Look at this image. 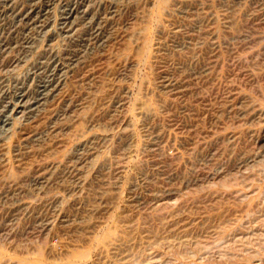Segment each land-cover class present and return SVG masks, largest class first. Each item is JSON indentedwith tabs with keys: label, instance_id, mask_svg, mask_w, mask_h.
I'll use <instances>...</instances> for the list:
<instances>
[{
	"label": "rangeland",
	"instance_id": "obj_1",
	"mask_svg": "<svg viewBox=\"0 0 264 264\" xmlns=\"http://www.w3.org/2000/svg\"><path fill=\"white\" fill-rule=\"evenodd\" d=\"M30 10L0 46V264H264V0H0L2 35Z\"/></svg>",
	"mask_w": 264,
	"mask_h": 264
},
{
	"label": "bare ground",
	"instance_id": "obj_2",
	"mask_svg": "<svg viewBox=\"0 0 264 264\" xmlns=\"http://www.w3.org/2000/svg\"><path fill=\"white\" fill-rule=\"evenodd\" d=\"M3 1V0H2ZM43 1V0H42ZM31 2V1H30ZM48 2V1H47ZM2 3V2H1ZM29 3V2H28ZM97 3V2H96ZM12 5V4H11ZM36 5V4H35ZM43 5V4H42ZM41 5V6H42ZM25 7V6H24ZM44 7V6H43ZM46 7H48V6H46ZM79 7V6H78ZM14 8V7H13ZM19 8V7H18ZM29 8V7H28ZM31 8V7H30ZM41 8V7H40ZM71 8V7H70ZM23 9V8H22ZM21 9V10H22ZM43 9V8H42ZM79 9V8H78ZM28 10V9H27ZM67 10V9H66ZM92 10V9H91ZM90 9H89V11H91ZM47 11V10H46ZM75 11V10H74ZM16 12V11H15ZM19 12V11H18ZM25 12H26V9H25ZM79 12V11H78ZM8 13V12H7ZM34 12H33V10H30L28 13H24V11H21L20 13H17V14H15V19H14V21L12 22V24L10 25V27L7 29V31H6V34L5 35H2V33H1V31H0V46H1V49L3 50V51H5L6 49H8L9 50V48H8V46L10 45H12L13 44V42H12V44H8L7 43V41H5L7 38H5L7 35H9V36H15L14 38L16 39V38H18L19 40H21V41H26V40H28L29 38H23V39H21V37H18L21 33H19V30L16 28V24L18 23V22H21L22 20H25V19H28V20H31V14H33ZM64 13V12H63ZM74 12L72 11V10H68L65 14V16L63 17V22H61V24H60V30H62V32H64V30L65 31H67V30H69V29H71L70 27L72 26V21H71V19L73 18V16H75L74 14H73ZM37 14V13H36ZM84 14V13H83ZM13 15V14H12ZM39 15V14H38ZM42 15V14H41ZM41 15H39V16H41ZM80 15V14H79ZM85 15V14H84ZM43 16H44V14H43ZM42 16V17H43ZM77 16H78V14H77ZM33 17V16H32ZM96 17V16H95ZM1 18V17H0ZM14 18V17H13ZM34 18H35V16H34ZM61 18V17H60ZM80 18V17H79ZM81 18H83V17H81ZM40 19V18H39ZM75 19V18H74ZM77 19H78V17H77ZM76 19V20H77ZM85 19H88V17L87 18H85ZM94 19H96V18H94ZM98 19V18H97ZM9 20V19H8ZM27 20V21H28ZM61 20V21H62ZM89 20H90V17H89ZM6 21V20H5ZM33 21V20H32ZM38 21V20H37ZM42 21V20H41ZM40 21V22H41ZM86 22H87V20H85ZM95 21V20H94ZM8 22H10V21H8ZM25 22H26V20H25ZM83 22V21H82ZM93 22V21H92ZM39 23V22H38ZM95 23V22H94ZM91 24H93V23H91ZM99 24V23H98ZM4 25V24H3ZM9 25V24H8ZM19 25V24H18ZM24 25H26V24H24ZM32 25H34V22H30V24H27V26H28V28L31 26L32 27ZM43 25V24H42ZM41 25V26H42ZM58 25V24H57ZM75 25V24H74ZM90 25V24H89ZM21 26V25H20ZM35 26V25H34ZM49 26V25H48ZM97 25H95V27H96ZM100 26V25H99ZM8 27V26H7ZM26 27V26H25ZM44 27V26H43ZM93 27V26H92ZM19 28V27H18ZM20 28H22V27H20ZM36 28V27H35ZM42 28V27H41ZM23 29V28H22ZM31 29V28H30ZM29 29V30H30ZM5 30V29H4ZM25 30H27V29H24V31ZM59 30V31H60ZM91 30H93V28L91 29ZM90 30V31H91ZM96 30V29H95ZM94 30V31H95ZM22 31V30H21ZM32 31V30H31ZM30 31V32H31ZM70 31H72V30H70ZM85 31H86V29H85ZM94 31H93V33H94ZM23 32V31H22ZM97 32V31H96ZM5 33V32H4ZM23 33H25V32H23ZM29 33V32H28ZM58 33V32H57ZM67 33V32H66ZM15 34H17V35H15ZM27 34V33H26ZM30 34V33H29ZM87 34V33H86ZM92 34V33H91ZM24 36H25V34H24ZM56 36V35H55ZM11 37V38H12ZM13 39V38H12ZM14 40V39H13ZM12 40V41H13ZM72 40V39H71ZM91 40V39H90ZM8 41H9V39H8ZM18 41V40H17ZM29 41V40H28ZM16 42V41H15ZM17 44V43H16ZM20 45H21V43H20ZM22 45H23V43H22ZM31 45V44H30ZM18 46V45H17ZM26 46V45H25ZM12 47V46H11ZM11 49V48H10ZM16 49V48H15ZM7 50V51H8ZM20 50V49H19ZM48 52V51H47ZM50 52V51H49ZM52 52V51H51ZM54 53V52H53ZM1 54V53H0ZM51 54V57H53L52 55V53H50ZM47 57V56H46ZM50 58V57H49ZM54 58H55V56H54ZM51 59V58H50ZM49 60V59H48ZM47 60V61H48ZM54 60L55 61H57L56 59H52L51 60V62H50V64H55L54 63ZM47 61H43L44 63L45 62H47ZM44 65V64H43ZM45 65H46V63H45ZM67 65V64H66ZM40 66V65H39ZM42 66V65H41ZM58 66V65H57ZM43 67V66H42ZM54 67V66H53ZM49 68V67H48ZM45 69V68H44ZM47 69V68H46ZM56 70V69H55ZM42 71V70H41ZM49 72H50V70H49ZM57 72V71H56ZM55 72V73H56ZM39 73V72H38ZM41 73H43V72H40V74L39 75H41ZM46 74V73H45ZM58 74V73H57ZM44 75V74H43ZM48 75H49V73H48ZM51 75V74H50ZM47 76V75H46ZM43 77H45V76H43ZM49 78V77H48ZM47 78V79H48ZM57 78V77H56ZM38 79V78H37ZM43 80V79H42ZM46 80V79H45ZM56 80V79H55ZM52 81H53V79H52ZM52 83V82H51ZM39 84V83H38ZM39 86V93H38V95L39 94H43V92H47L46 90H48V88H50V86H49V81L47 80V81H42V82H40V84L38 85ZM29 87V86H28ZM16 91V90H15ZM22 91V90H21ZM20 91V92H21ZM25 91V90H24ZM20 92H18V93H20ZM21 94H23V95H19V97L18 98H20V99H22L23 98V96H24V93H21ZM43 96V95H42ZM35 98V97H34ZM36 98H37V96H36ZM40 99V98H39ZM2 101V100H1ZM36 102H34V103H37V100H35ZM21 102H22V100H21ZM5 104V103H4ZM35 105V104H34ZM14 106V105H13ZM9 107V106H8ZM4 108V107H3ZM23 110H24V108H23ZM7 111V110H6ZM3 114H5L4 112H3ZM0 115H2V114H0ZM2 118V117H1ZM0 118V119H1ZM3 119V118H2ZM5 121V120H4ZM3 121V122H4Z\"/></svg>",
	"mask_w": 264,
	"mask_h": 264
}]
</instances>
